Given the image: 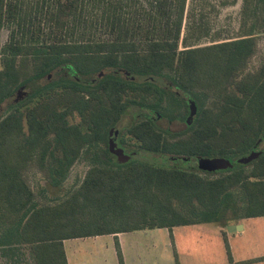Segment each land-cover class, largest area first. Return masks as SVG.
Segmentation results:
<instances>
[{
  "label": "trees",
  "instance_id": "16d2710c",
  "mask_svg": "<svg viewBox=\"0 0 264 264\" xmlns=\"http://www.w3.org/2000/svg\"><path fill=\"white\" fill-rule=\"evenodd\" d=\"M188 1L0 0V29L8 30L0 104L21 85L35 99L0 119V248L27 244L34 264H67L65 239L224 222L220 213L233 190L243 206L232 219L264 216V152L249 169L214 178L144 160L91 165L66 199L33 205L31 164L58 188L83 151L106 142L127 107L172 117L168 100L185 102L154 81L164 75L195 102L193 123L170 139L145 119L127 131L140 149L238 158L255 147L264 133V61L253 72L246 68L259 51L253 33L264 24L257 10L264 0H243L238 38L217 42L218 34L206 46H199L211 32L204 5L193 0L187 9ZM64 65L74 76L58 71ZM42 79L47 83L38 86ZM74 115L78 123H70ZM115 249L123 264L117 242Z\"/></svg>",
  "mask_w": 264,
  "mask_h": 264
},
{
  "label": "rangeland",
  "instance_id": "374dc122",
  "mask_svg": "<svg viewBox=\"0 0 264 264\" xmlns=\"http://www.w3.org/2000/svg\"><path fill=\"white\" fill-rule=\"evenodd\" d=\"M198 1L199 0H197L196 3ZM232 1L233 0H201L204 5L205 14L207 16L211 32L210 37L202 40L199 46L211 44V40L214 35L218 36L219 34L220 36L217 39V42H225L228 41L227 39L233 40L241 35L242 25L244 22L242 9L244 1ZM251 1L253 3L254 0ZM192 3L193 0H189L187 2V9L192 6ZM260 6L257 5V10L261 16H264V9ZM253 37L257 38L259 51L250 59L246 72H253L258 67L260 62L264 61L262 53L264 48V24L254 31ZM7 39L8 30L3 27L0 29V47L6 43ZM72 70L73 69L69 65H64L58 71L65 76L72 77L74 76V72ZM95 78L96 75L91 78V81ZM154 81L164 89L177 95L179 99H182L185 102V104L183 105L178 101L171 103V100H168L165 105L166 112L174 114L172 117L170 116V118L163 117L157 111H144L133 107H127L114 126L110 128L107 134V142L90 147L83 151L77 162L71 167L66 179L58 188L51 187L46 182L45 178L38 172L36 165L31 164L27 168L26 175L28 176L30 187L34 193L33 205L39 206L44 204H56L66 199L81 184L86 171L91 165L117 167L128 164L133 160H144L160 165L164 164L165 167H172L196 173L204 178H214L238 167L249 169L252 166L256 158L245 163H236L235 160L240 157H232L224 158L233 161L230 167L209 170L198 164V160L204 158L168 156L164 154H162V156L159 154L149 156L148 153L140 149L138 143L127 133L131 126L148 119L157 130L162 131L168 138H177L189 130L193 123V117L190 116V113L193 111L196 112L197 110L196 104L189 94H182L179 90H177V87L172 80V75H164L159 78H155ZM46 83V79H42L37 83V85L41 86ZM30 97V87L26 85L19 86L8 100L0 104V119L14 109H20L23 111L25 107L31 106L35 102V99L33 98L31 101ZM69 121L70 123H78L79 118L77 115H74L69 118ZM263 137L264 133L252 149L256 152H260V154L264 152ZM149 158L153 160H150ZM162 159L169 161L168 164H165V160ZM242 206L243 195L240 191L233 190L230 194L229 200L227 201V207L220 213V218L225 219L226 221H222L223 223L216 221L212 224H205V229L208 232H203V228L194 226H188L178 230L176 229L178 233H186L185 237L181 240L182 244L180 249L182 250L183 247L185 249L189 248L193 251V255L205 256V258H209L208 260L214 263L224 262L221 261V259L223 258L224 251L226 252V241L224 240V237L222 240L219 232L218 226H221L224 227L223 232L230 235L227 246L229 249L231 246L233 251H231V249L230 251L233 252V254H236L237 247H239V249L241 248L242 250H246L244 256H251V254L259 252V249L263 251L264 217L247 220L245 224L249 225V227H253L254 229H249L242 235H240L239 232H228V227L233 225L230 223H235V221L238 220L232 218H236L240 215ZM201 248L206 252H200L199 249ZM31 254L30 246L27 244L15 245V248L12 249L0 248V264H34Z\"/></svg>",
  "mask_w": 264,
  "mask_h": 264
},
{
  "label": "crops",
  "instance_id": "0c3cea01",
  "mask_svg": "<svg viewBox=\"0 0 264 264\" xmlns=\"http://www.w3.org/2000/svg\"><path fill=\"white\" fill-rule=\"evenodd\" d=\"M263 217L238 219L235 223L230 224H240L241 230L234 232H239L242 235L245 231L254 229L245 224L247 220ZM205 224L212 223H198L188 226L200 227L203 228V232H208L205 229ZM188 226L173 227L170 232L166 228H160L65 239L62 241V244L67 264H118L115 249L116 242L121 251L123 264H264V250L262 251L261 249H259V252L251 254V256H244L245 249L242 250L237 247L236 254H233L230 246V263L227 252L224 251L223 253V250L221 261L224 262L221 263H214L202 255H193V251L189 248L185 249L183 247L181 250V240L185 237L186 233H178L176 229ZM223 228L218 226L222 240L224 237L227 243L229 242L230 235L224 233ZM199 251L206 252L202 248ZM259 258H262V260L253 261ZM247 261L253 262L243 263Z\"/></svg>",
  "mask_w": 264,
  "mask_h": 264
},
{
  "label": "water",
  "instance_id": "95a60500",
  "mask_svg": "<svg viewBox=\"0 0 264 264\" xmlns=\"http://www.w3.org/2000/svg\"><path fill=\"white\" fill-rule=\"evenodd\" d=\"M195 112H191L190 116H194ZM264 141V137H263ZM260 155V152H256L255 150H251L246 156H242L238 159L235 160L236 163H245L248 162L252 159L257 158ZM232 160L230 159H224V158H204V159H199L198 164L203 167L207 168L209 170L211 169H219V168H226L230 167L232 165ZM237 230H241L240 225H233L228 227V232H234Z\"/></svg>",
  "mask_w": 264,
  "mask_h": 264
},
{
  "label": "flooded vegetation",
  "instance_id": "af4514ba",
  "mask_svg": "<svg viewBox=\"0 0 264 264\" xmlns=\"http://www.w3.org/2000/svg\"><path fill=\"white\" fill-rule=\"evenodd\" d=\"M93 82V81H92ZM114 126V125H113ZM110 130V129H109ZM109 130H108V132H109ZM108 132H107V134H108ZM106 142H107V136H106Z\"/></svg>",
  "mask_w": 264,
  "mask_h": 264
}]
</instances>
